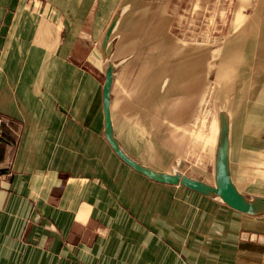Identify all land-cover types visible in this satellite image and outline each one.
Wrapping results in <instances>:
<instances>
[{
	"label": "crops",
	"instance_id": "0c3cea01",
	"mask_svg": "<svg viewBox=\"0 0 264 264\" xmlns=\"http://www.w3.org/2000/svg\"><path fill=\"white\" fill-rule=\"evenodd\" d=\"M126 2L140 3L119 30L140 35L113 55L127 64L129 42L156 36L161 0H0V264H264V245L247 239L264 234V217L152 181L105 140L98 49ZM122 66L116 136L137 96Z\"/></svg>",
	"mask_w": 264,
	"mask_h": 264
},
{
	"label": "rangeland",
	"instance_id": "374dc122",
	"mask_svg": "<svg viewBox=\"0 0 264 264\" xmlns=\"http://www.w3.org/2000/svg\"><path fill=\"white\" fill-rule=\"evenodd\" d=\"M161 1L150 17L159 21L156 36L125 49L136 53L122 67L136 77L129 90L137 96L114 119L121 144L150 167L212 183L217 109L224 107L233 180L247 196L264 191V0Z\"/></svg>",
	"mask_w": 264,
	"mask_h": 264
},
{
	"label": "water",
	"instance_id": "95a60500",
	"mask_svg": "<svg viewBox=\"0 0 264 264\" xmlns=\"http://www.w3.org/2000/svg\"><path fill=\"white\" fill-rule=\"evenodd\" d=\"M139 5V2H126L119 6L105 29L100 42L99 53L104 74L101 100L105 140L114 154L124 164L152 181L184 186L244 215L264 217V194L247 196L238 190L233 180L230 166V118L225 109H217V132L213 152L212 183H208L202 178L191 177L175 168L166 171L150 167L129 155L120 144L113 130L110 113V94L117 69L124 64L127 58L125 57L115 62L113 61V55L119 43L122 41L127 42L140 35L136 31L125 33L124 35L119 32L128 14L134 9H137ZM247 239L264 245V234H248Z\"/></svg>",
	"mask_w": 264,
	"mask_h": 264
},
{
	"label": "bare ground",
	"instance_id": "6f19581e",
	"mask_svg": "<svg viewBox=\"0 0 264 264\" xmlns=\"http://www.w3.org/2000/svg\"><path fill=\"white\" fill-rule=\"evenodd\" d=\"M133 17V15L131 14V15H129V19H131ZM237 36V33L234 35V37H233V39L235 38ZM232 39V40H233ZM231 39H227V41H225V44H224V46H227V42H229ZM100 44V43H99ZM98 52H99V49H98ZM124 53V52H123ZM210 53V52H209ZM122 54V53H121ZM211 54V53H210ZM216 54V53H215ZM218 54H220V53H218ZM100 55V54H99ZM212 55V54H211ZM205 56V55H204ZM206 56H208V55H206ZM215 56V55H214ZM100 57V56H99ZM101 58V57H100ZM214 59V58H213ZM210 61H211V59H210ZM197 62V60H195V63ZM191 65H193L192 67H191V70H193L194 71V73H198L199 71H201V68L198 70V72H197V67H198V65H194L193 63H191ZM215 65V64H214ZM186 69H189L188 67H186ZM259 88V87H258ZM224 105H228L227 103H224ZM223 109H224V107H222ZM227 111V110H226ZM227 113H228V115H229V117H230V113L227 111ZM216 131H217V125H216ZM129 139V138H128ZM230 156H231V146H230ZM236 184V186H237V188H238V190L239 191H241L240 190V188H239V186L237 185V183H235Z\"/></svg>",
	"mask_w": 264,
	"mask_h": 264
}]
</instances>
